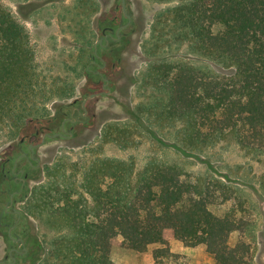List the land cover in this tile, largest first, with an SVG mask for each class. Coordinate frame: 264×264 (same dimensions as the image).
I'll return each mask as SVG.
<instances>
[{
	"label": "trees",
	"instance_id": "obj_1",
	"mask_svg": "<svg viewBox=\"0 0 264 264\" xmlns=\"http://www.w3.org/2000/svg\"><path fill=\"white\" fill-rule=\"evenodd\" d=\"M77 1L91 24L93 0ZM149 1L176 2L165 12L169 21L158 15L144 48L150 61L137 90L149 102L102 137L126 147V138L115 133L125 136L126 128L144 129L150 122L174 128L177 150L232 138L249 153H264V0ZM84 38L87 56L91 40ZM163 40L170 49L188 44L210 65L159 52L156 44ZM38 67L25 25L0 1V126L44 120L39 117L55 89L44 87ZM47 170L48 180L39 182L26 208L57 233L44 264H116L117 248L152 249L153 264H174L173 242L205 246L216 264L253 263L255 211L228 182L162 161L139 173L133 160L99 157L85 166L63 162ZM6 197L0 187L2 208Z\"/></svg>",
	"mask_w": 264,
	"mask_h": 264
},
{
	"label": "rangeland",
	"instance_id": "obj_2",
	"mask_svg": "<svg viewBox=\"0 0 264 264\" xmlns=\"http://www.w3.org/2000/svg\"><path fill=\"white\" fill-rule=\"evenodd\" d=\"M0 1L25 25L35 48L42 84L47 90L55 89L45 101V112L39 118L48 120L57 115L61 120L62 115L57 113L59 108L70 104L76 98L83 100L87 94V65L91 61L94 43L98 37L96 28L99 19L102 14L115 10L119 0H97L98 8L96 0H93L94 6L89 9L93 13L91 24H88L87 15L83 13L84 8H79L77 0ZM128 4L135 18L136 31L125 39V50L122 53L125 65L122 68L118 66L113 75V92L92 101L91 112L96 116L89 123L78 124L72 138L50 139L36 150L41 166L22 195L24 198L18 203V208L28 215L26 219L31 232V254L24 264H44L57 235L56 231L34 216L33 211L26 210L33 190L39 187L40 181L48 180L47 168L63 162L69 166L76 162L85 166L98 157L133 160L137 173L153 161L178 164L196 176H211L237 187L255 211V220L249 231L256 242L252 264H264V153H249L232 138L201 150H177L172 147L175 141L174 128L161 127L150 122H146V129L135 126L126 128V137L122 133H115V138H126V142L123 141L126 147L113 139L102 137L108 126L128 123L131 112L138 105L149 102V95L145 91L139 93L137 90L138 83L149 67V56L144 48L155 30L158 15H165L166 10L176 2L128 0ZM169 19L170 15H165L164 21ZM165 29L156 26L158 33L165 34ZM84 37L91 40L87 56L83 51L86 39ZM168 37L171 43L170 34ZM167 45L168 42L163 40L156 47L159 52L172 53L192 64L210 65L205 58L191 53L186 43L180 47L173 45L171 49ZM106 72H110V68ZM98 90H101V85ZM33 125L22 122L19 128L7 124L0 126V169L6 158L15 152L22 136L33 132ZM24 148L28 149L27 143ZM8 240V236L2 235L0 231V259L6 254ZM172 251L176 256L174 264H216L203 245L187 248L180 242H173ZM112 259L116 264L154 263L152 249L145 253H136L117 248L112 253Z\"/></svg>",
	"mask_w": 264,
	"mask_h": 264
},
{
	"label": "flooded vegetation",
	"instance_id": "obj_3",
	"mask_svg": "<svg viewBox=\"0 0 264 264\" xmlns=\"http://www.w3.org/2000/svg\"><path fill=\"white\" fill-rule=\"evenodd\" d=\"M128 15L130 17H128ZM96 28L98 37L94 43L91 61L87 65L86 96L74 99L70 104L61 106L56 115L48 120H39L33 125L32 133L24 134L15 152L3 163V177L0 182L1 192L5 194L4 207L0 211V231L7 235L6 254L0 264H24L31 254L30 225L18 208V203L34 173L40 168V159L36 156L39 146L50 139H70L75 135V128L80 123H89L96 115L91 112L92 101L108 96L113 92V75L125 65L123 55L125 39L133 33L135 18L126 0V10L122 0L118 1L115 10L102 14ZM101 40L96 48L97 41ZM119 66V67H118ZM110 68V72H106ZM101 85V90H98ZM95 94L94 97H91ZM50 135H56L52 138ZM44 141V143H43ZM28 144V149L24 145ZM27 154V156H22ZM19 211V212H17ZM11 232V234H10Z\"/></svg>",
	"mask_w": 264,
	"mask_h": 264
},
{
	"label": "water",
	"instance_id": "obj_4",
	"mask_svg": "<svg viewBox=\"0 0 264 264\" xmlns=\"http://www.w3.org/2000/svg\"><path fill=\"white\" fill-rule=\"evenodd\" d=\"M122 2H123V7L126 10V0H122ZM128 17H130V16L128 15ZM100 42H101V40L97 41L96 48H97V46L99 45ZM94 96H95V94H93L91 97H94ZM47 136H50L52 138H55V137L58 136V134H56V135H50V134H48ZM43 143H44V141H43ZM22 156H27V154H24ZM17 212H19V211H17ZM10 234H11V232H10Z\"/></svg>",
	"mask_w": 264,
	"mask_h": 264
}]
</instances>
